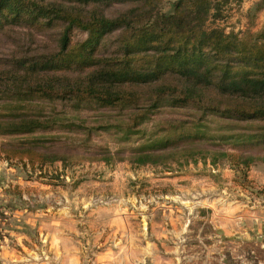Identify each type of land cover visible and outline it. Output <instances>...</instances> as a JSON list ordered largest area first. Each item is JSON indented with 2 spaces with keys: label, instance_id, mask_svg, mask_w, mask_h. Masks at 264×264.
Returning a JSON list of instances; mask_svg holds the SVG:
<instances>
[{
  "label": "rangeland",
  "instance_id": "1",
  "mask_svg": "<svg viewBox=\"0 0 264 264\" xmlns=\"http://www.w3.org/2000/svg\"><path fill=\"white\" fill-rule=\"evenodd\" d=\"M172 1L163 0L161 10L168 12ZM121 7L105 12L114 15ZM206 25L240 34L264 29V0H225L221 15L209 17ZM63 27L0 31V69L11 68L13 59L53 52ZM116 36H106L100 52H111ZM86 37L85 31L73 29L70 41ZM206 93L205 103L226 108L213 91ZM37 105L35 111H61L84 126L127 123L133 112L94 105L73 109L60 101ZM203 113L191 104L160 106L139 125L144 137L124 144L114 129L93 131L89 139L83 129L67 126L37 132L35 141L46 152L89 157L65 166L0 156V264H264V163L244 169L225 158L216 164L210 160L216 151L263 154L261 140L227 144L211 137L227 128L257 130L264 122L238 121L209 109ZM199 117L206 124L205 138H175L159 148L203 147L205 160L137 165L129 159L150 132L162 139L161 128L168 122ZM21 138L0 137V142L15 145ZM107 149L117 159L101 160Z\"/></svg>",
  "mask_w": 264,
  "mask_h": 264
},
{
  "label": "trees",
  "instance_id": "2",
  "mask_svg": "<svg viewBox=\"0 0 264 264\" xmlns=\"http://www.w3.org/2000/svg\"><path fill=\"white\" fill-rule=\"evenodd\" d=\"M224 1L173 0L164 12L163 0H0V31L64 24L56 50L13 59L11 68L0 69V137H23L15 145L0 142V156L7 161L26 158L31 165L41 166L60 161L65 166L89 157L46 152L35 141L37 132L67 126L69 131L83 129L89 139L93 131L114 129L121 144L129 143L144 137L139 125L163 105L191 104L202 109L203 115L209 109L238 121L264 122V29L240 34L208 27L209 17L221 15ZM114 5L122 7L114 15L106 14L105 9ZM73 29L85 31L87 37L71 42ZM113 33H117L115 48L100 52L104 38ZM75 72L77 76L72 75ZM136 87L145 90L136 91ZM206 91H213L227 103L226 108L220 111L218 104L205 103ZM59 101L73 109L94 105L133 112L127 123L84 126L61 111L34 110L39 103ZM204 126L203 117L168 122L161 128L162 139L150 132L129 159L137 165H165L198 156L205 160L203 147L159 148L175 138H205ZM259 127L227 128L211 138L227 144L264 141V125ZM106 151L101 160L117 159V154ZM224 158L244 169L264 163V153L216 151L210 160L216 164Z\"/></svg>",
  "mask_w": 264,
  "mask_h": 264
}]
</instances>
